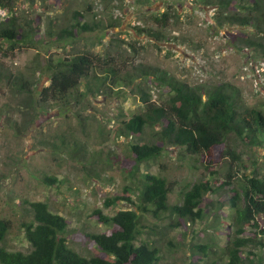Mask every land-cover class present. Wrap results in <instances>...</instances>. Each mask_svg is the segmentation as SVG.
<instances>
[{"label": "rangeland", "instance_id": "rangeland-1", "mask_svg": "<svg viewBox=\"0 0 264 264\" xmlns=\"http://www.w3.org/2000/svg\"><path fill=\"white\" fill-rule=\"evenodd\" d=\"M16 8L21 16L42 18L39 43L35 48L13 52L3 44L0 68L22 74L37 99L38 92L50 84V60L58 63L87 51L101 56L104 62L114 59L120 76L133 77V83L120 82L112 92L104 88L96 95L79 97V104L73 102L66 108L49 105L37 109L33 104L35 112L31 114L24 106L25 96L0 82V219L11 223L5 243L11 251L31 250L23 230V223L32 218L27 203L45 202L54 213L70 221L65 236L69 246L85 257L97 255L88 235L107 233L109 229L90 218L93 212L103 210L112 216L121 208L107 209L105 200L125 195L130 187L134 196L139 194V179L132 176L130 147L147 136L139 140L120 132L123 121L144 111L138 84L154 101L162 102L169 96L167 89L153 79H141L138 68H159L191 86L227 83L240 90L249 107L264 108V60L236 37H251L252 30L220 23L217 8L205 0H18ZM76 12H81L84 19L77 20ZM164 12L173 16L166 29L153 21ZM78 21L81 26L95 22L111 29L86 33L79 28L75 41L57 40L58 32L71 29ZM141 29L162 32L163 41L157 42ZM48 30L55 35L50 36ZM97 73L101 75L102 66ZM230 146L242 156L241 161L234 162L232 172L230 157L211 161L175 146H168L157 162L143 164L140 170L174 182L173 203L203 179L210 180L216 189L228 173L234 175V182L255 171L264 178L261 151L236 140L230 141ZM47 178H56L57 182L52 184ZM221 196V192L207 195L202 207L205 219L195 223L175 227L177 220L147 217L145 223L151 231L146 232L164 257L162 264L202 263L193 259L197 251L192 249L194 244L214 243L218 251L227 245V235L232 232L226 229L230 211L225 205L221 207ZM124 204L123 209L131 208ZM260 219L264 226V216ZM259 240L264 242V234Z\"/></svg>", "mask_w": 264, "mask_h": 264}, {"label": "trees", "instance_id": "trees-1", "mask_svg": "<svg viewBox=\"0 0 264 264\" xmlns=\"http://www.w3.org/2000/svg\"><path fill=\"white\" fill-rule=\"evenodd\" d=\"M17 1L0 0V52L4 50L3 44L13 52L35 48L39 43L42 18L21 16L16 10ZM205 2L217 8L220 23L251 29V37H236L258 51L264 60V0ZM75 16L77 20L84 19L81 12H76ZM171 18L170 12H164L154 16L153 21L166 29ZM93 23L85 22L81 26L78 21L71 29L58 32L57 40L75 41L79 37V28L86 33L111 29ZM140 31L156 38L157 42L163 41L162 32ZM48 34L55 35L51 30ZM103 59L87 51L58 63L50 60L47 67L51 72L50 84L38 92V99L33 96L31 83L11 69L0 68V82L11 86L16 94L25 96L24 106L31 114L35 108L44 109L49 105L66 108L73 102L79 104V97L96 95L104 88L112 92L120 82L133 83V77L120 76L114 59L108 58L106 62ZM100 66L101 75L97 73ZM137 71L141 79H153L166 88L169 96L162 102L154 101L138 84L144 111L123 121L120 132L139 140L147 136L143 142L132 143L130 147L134 158L132 176L139 179V194L134 196L130 187V191H124L125 195L105 200V208H121L112 216L105 215L103 210L93 212L90 218L109 229L107 233L88 235L97 248V255L85 257L69 246L65 237L70 228L68 219L54 213L45 202H28L32 218L23 223V230L31 250L28 253L9 250L5 243L11 223L0 219V264H162L164 257L151 244L146 232L151 231L145 223L147 217L177 220L175 227L202 221L205 219L202 207L208 200L207 195L220 192L221 207L225 205L230 211L226 229L232 232L227 235V245L218 251L214 243L194 244L192 249L197 251L193 252V259L202 262L197 264H264V242L259 240V235L264 234V226L260 224V217L264 216V178L258 172L245 173L235 182L234 175L228 173L226 181L216 189L210 180L203 179L183 193L178 203H173L171 194L176 184L166 177L140 170L143 164L149 166L157 162L168 146H175L190 155H205L211 161L230 157L232 172L234 162L241 161L242 156L230 146V141H239L264 155V108L249 107L240 90L227 83L211 87L191 86L159 68L142 66ZM46 181L55 184L57 179L47 178ZM125 202L131 208L123 209ZM198 254L203 258H198Z\"/></svg>", "mask_w": 264, "mask_h": 264}]
</instances>
